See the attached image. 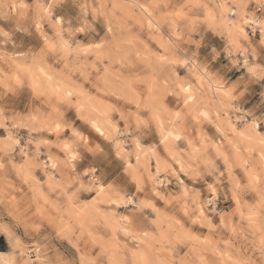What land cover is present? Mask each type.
<instances>
[{
	"label": "clouds",
	"instance_id": "clouds-1",
	"mask_svg": "<svg viewBox=\"0 0 264 264\" xmlns=\"http://www.w3.org/2000/svg\"><path fill=\"white\" fill-rule=\"evenodd\" d=\"M0 264H264V0H0Z\"/></svg>",
	"mask_w": 264,
	"mask_h": 264
}]
</instances>
